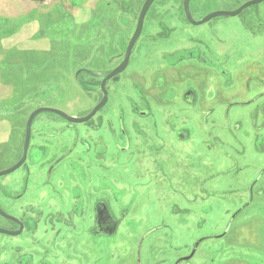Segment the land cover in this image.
<instances>
[{
    "label": "flooded vegetation",
    "instance_id": "flooded-vegetation-1",
    "mask_svg": "<svg viewBox=\"0 0 264 264\" xmlns=\"http://www.w3.org/2000/svg\"><path fill=\"white\" fill-rule=\"evenodd\" d=\"M232 1L227 3L236 5L234 9L204 15L194 9L199 5L197 0H181L174 8L177 19L192 26L222 17H211L218 12L237 13L232 18L237 17L249 32V40L255 44L252 53L241 38L229 43L218 39L215 48L204 38L183 32L178 39L174 25H163V14H156L165 3L159 2L155 8L156 0L148 7L139 35L132 42L145 3L136 0L126 4L132 14L125 28L127 37L105 30L100 40L93 42L100 45L89 53L84 50L73 55L75 84L93 99V107L75 117L58 111L82 120L96 110L89 119L75 123L49 113L55 118L36 128L33 135L32 124L38 114L31 123L25 150L26 122L40 108L21 123L17 131L20 138L7 151L14 158L0 170L13 169L0 179L17 172L20 175L0 181V264H167L153 257L159 244L150 240L158 232L171 233L175 228L165 225L163 219H150L152 226L140 234L145 228L140 202L157 205L168 199L171 219L185 222V240L180 241L172 264H192L194 259L206 264L209 253L221 258L220 262L246 264V258L256 264L264 262V165L250 168L241 163L246 154L244 138L258 149V155H264V23L256 6L264 0L258 4L253 3L257 0ZM155 19L158 25L152 30L158 32L146 35L147 25ZM163 43L171 48H163L159 57L151 56V62H140L139 57L145 59ZM121 95V104L115 103ZM101 112L108 113L104 121ZM246 112L249 131L242 123ZM159 121L164 123L160 136L159 129L156 132ZM189 121H202L206 128L203 145L210 155L204 177L193 181L199 185V193L194 194L189 185L184 188L177 183L181 177L174 163L177 149L184 151L192 140ZM79 124L85 125V131L73 128L71 133L73 125ZM149 129L157 138L142 192L138 200L131 193L127 203L116 209V197L110 189L114 164L122 157L123 168L128 170L147 144ZM245 172L249 175L246 183L244 177L241 179ZM225 181L234 187L228 185L223 191ZM160 185L166 191L158 192ZM225 192L230 194L224 196ZM213 201L225 206L215 232L203 235L207 220L212 219L209 211ZM122 226L128 235L120 251L113 252L111 247L106 258H98L93 249L95 240L113 239ZM245 235H250L253 245L244 246ZM240 251L248 256L235 257Z\"/></svg>",
    "mask_w": 264,
    "mask_h": 264
},
{
    "label": "rangeland",
    "instance_id": "rangeland-1",
    "mask_svg": "<svg viewBox=\"0 0 264 264\" xmlns=\"http://www.w3.org/2000/svg\"><path fill=\"white\" fill-rule=\"evenodd\" d=\"M134 1L136 0H45L43 3H36L28 0H0V170L8 167L11 163L10 160L14 158L12 154L9 155L7 152L8 147L20 138L17 131L21 129V123L33 110L47 107L75 117L93 107V99L87 97L75 84L74 68L71 62L74 59L73 55L81 54L84 50H87L85 53H89L88 50L100 45L93 42L100 40L105 30L112 29L111 34L127 37L125 28L129 25V17L132 14L131 9L126 8V4ZM180 1L156 0L155 4V8H158L159 2H165L162 8L159 7L156 14H163V25H174L173 28L176 30L178 39L183 32L188 36L202 37L210 43L212 48H215L218 39L229 43L234 39L241 38L249 44L251 53L255 50V44L249 40V32L241 27L237 17H220L205 25L192 26L176 17L177 9L174 7L177 6V3L179 5ZM231 1L197 0L199 5H196L194 9L199 15L214 10L227 11L236 6L227 3ZM256 6L264 23V2ZM155 20L154 22L151 21L152 24L147 25L146 35H153L158 32L152 30L155 27L153 25H158L157 19ZM161 41L163 42V40ZM181 43L186 46L183 41ZM154 48L152 54L148 53L145 59L139 57L141 63L143 61L151 62V56L159 57L163 48L170 49L171 45L163 43V45H157ZM226 48L234 50L235 46L226 45ZM179 56H183V53ZM155 66H157V62ZM122 98V95L118 96L114 102L121 104ZM99 116L104 121L108 113L101 112ZM52 118L55 117L49 113L39 114L32 124V134L35 135V129L43 123H50ZM111 121H114V118ZM198 122H187L192 140L184 151L177 149L174 157V163L178 164L179 169L177 175L181 177V181L178 180L177 183L184 188L189 185L192 194L199 193L197 190L199 185L193 181L197 176L203 175L204 177V165L210 160L206 144L203 145L206 128L201 123L202 121ZM172 123L175 126L176 122ZM178 123L179 126L182 124L181 122ZM242 123L245 124L244 128L249 131L250 123L247 112L243 114ZM157 124L156 132L159 129L157 135L160 136L164 123L159 121ZM51 126L58 128L61 125ZM84 127L85 125L82 124L73 125L70 132L74 134V129L84 132ZM224 132L227 136L229 135L228 131L224 130ZM237 135L239 136L240 133ZM156 138L152 136L151 129H149L146 137L147 144L141 147L138 156L135 157L128 170L123 168L122 157L115 162L110 189L116 197L114 203L116 209L127 203L131 193H134L135 195H133L138 200L137 195L142 192V186H144V173H147L155 151L153 142L156 141ZM242 141L246 154L241 159V163L250 166V168L251 166L264 165V155H258V149L253 148L247 139L244 138ZM34 154L38 155L35 152ZM116 173L120 175L116 176ZM182 173L185 177H182ZM19 176V172H17L8 177H2L0 181L7 182ZM243 177L246 183V179L249 177L248 172H245L241 179ZM228 185L232 186V183L225 181L223 191L228 188ZM160 191H166V187L160 185L158 192ZM106 192L110 194V192ZM228 194L230 193L225 192L224 196ZM229 202L232 204L231 201ZM171 205L169 199L157 205H147L143 201L140 202L141 216L144 218L145 225L140 234L147 229L146 227L152 226L150 219H155L156 222L163 219L165 225L175 228L171 233L158 232L150 240V242H154L153 244H159L158 252L153 257L160 263L162 260H166L167 264L173 263L180 241L185 240V222L183 223L178 218L171 219V211L169 213ZM224 206V203L218 201L211 202L209 216L212 219L207 220V227L204 229L203 235L215 232V226L219 224L217 222L218 217L222 215ZM229 210H233V207H230ZM237 222H240V219H237ZM124 227L122 226L113 239H99L98 237L95 240L93 249H95L98 258H106L111 247L115 248L113 252L120 251L124 241H126V235H128V230ZM263 229L264 225L262 231ZM244 238L246 241L244 246L253 245V239L250 235H245ZM166 239H168V243L161 244ZM258 239L259 241L262 239L260 233H258ZM208 246L218 247L219 244H208ZM260 247L263 248L261 245ZM234 256L247 257L248 254L245 251H240ZM211 259L214 260V263L210 262ZM220 259L218 256L215 257L209 253L208 256H205V263L235 264L231 261L220 262ZM249 259H245L246 264H256ZM192 264L200 263L194 259ZM257 264H264V262Z\"/></svg>",
    "mask_w": 264,
    "mask_h": 264
},
{
    "label": "water",
    "instance_id": "water-1",
    "mask_svg": "<svg viewBox=\"0 0 264 264\" xmlns=\"http://www.w3.org/2000/svg\"><path fill=\"white\" fill-rule=\"evenodd\" d=\"M154 0H145V3L142 7V10L140 12V15H139V18H138V25H137V30H136V33H135V36L132 40V42H134V40L137 38V36L139 35V32H140V29H141V25H142V21H143V18H144V15L148 9V7L151 5V3L153 2ZM263 0H257L253 3H260L262 2ZM253 3H249V4H253ZM248 4V5H249ZM247 7V6H245ZM237 13H226V12H218L217 14H214L212 15L211 17H215V16H222V17H234L236 16ZM209 17V18H211ZM96 109H94L87 117H85V119H82V120H76L75 118H71L69 116H67L66 114L58 111V110H53V109H46V108H40V109H37L35 110L28 118L27 122H26V131H25V143H24V150L27 146V142H28V139H29V133H30V126H31V123L33 121V119L40 113H51V114H54V115H57L61 118H63L64 120L68 121V122H71V123H75V122H81V121H84V120H87L89 119L95 112ZM25 154V153H24ZM24 157V156H22ZM13 169L11 170H8L6 172H3V173H0V175H3V174H7L9 172H12Z\"/></svg>",
    "mask_w": 264,
    "mask_h": 264
},
{
    "label": "trees",
    "instance_id": "trees-1",
    "mask_svg": "<svg viewBox=\"0 0 264 264\" xmlns=\"http://www.w3.org/2000/svg\"><path fill=\"white\" fill-rule=\"evenodd\" d=\"M28 1L36 2V3H43L45 0H28Z\"/></svg>",
    "mask_w": 264,
    "mask_h": 264
},
{
    "label": "bare ground",
    "instance_id": "bare-ground-1",
    "mask_svg": "<svg viewBox=\"0 0 264 264\" xmlns=\"http://www.w3.org/2000/svg\"><path fill=\"white\" fill-rule=\"evenodd\" d=\"M239 187H240V185H238ZM214 211H215V209H214Z\"/></svg>",
    "mask_w": 264,
    "mask_h": 264
}]
</instances>
